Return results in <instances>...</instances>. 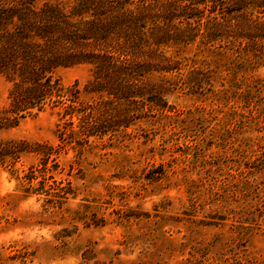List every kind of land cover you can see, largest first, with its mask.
<instances>
[{
    "label": "rangeland",
    "instance_id": "rangeland-1",
    "mask_svg": "<svg viewBox=\"0 0 264 264\" xmlns=\"http://www.w3.org/2000/svg\"><path fill=\"white\" fill-rule=\"evenodd\" d=\"M238 42L163 47L171 88L93 135L51 106L1 127L0 264H264V49ZM91 76L58 72L86 101Z\"/></svg>",
    "mask_w": 264,
    "mask_h": 264
},
{
    "label": "trees",
    "instance_id": "trees-1",
    "mask_svg": "<svg viewBox=\"0 0 264 264\" xmlns=\"http://www.w3.org/2000/svg\"><path fill=\"white\" fill-rule=\"evenodd\" d=\"M198 38L204 44L233 39L262 54L264 0H0V74L10 83L0 128L48 106L61 108L70 124L77 118V133L88 136L126 122L133 107L171 88L154 72L182 69L184 61L163 47ZM77 65L91 68L89 101L58 77ZM206 75L192 68L189 82Z\"/></svg>",
    "mask_w": 264,
    "mask_h": 264
}]
</instances>
